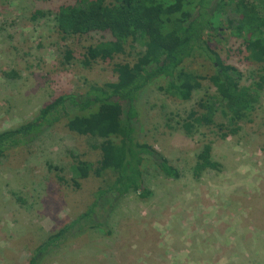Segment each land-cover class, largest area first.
<instances>
[{
  "label": "rangeland",
  "instance_id": "rangeland-1",
  "mask_svg": "<svg viewBox=\"0 0 264 264\" xmlns=\"http://www.w3.org/2000/svg\"><path fill=\"white\" fill-rule=\"evenodd\" d=\"M74 1L0 0V131L32 119L59 94L114 81L113 63L133 62L143 50L136 45L111 61L89 62L85 47L103 39L100 34L64 40L54 24L57 6ZM37 9L49 14L33 17ZM233 25L224 21V37L210 43L248 86L260 67L251 55L264 52L259 43L230 32ZM185 65L212 72L205 55ZM163 83L149 84L137 100L140 139L167 157L179 177L148 167L144 186L151 196L126 195L108 217V233L89 230L44 255L40 264H264V90L239 132L223 137L216 124L226 117L219 111L212 125L191 131L182 126L201 98L215 94L208 80L182 98L160 90ZM107 136L77 134L62 120L0 157V264H28L42 240L88 207L102 179L92 174L75 187L71 166L81 159L96 163ZM207 143L222 168L195 177L197 154Z\"/></svg>",
  "mask_w": 264,
  "mask_h": 264
},
{
  "label": "trees",
  "instance_id": "trees-1",
  "mask_svg": "<svg viewBox=\"0 0 264 264\" xmlns=\"http://www.w3.org/2000/svg\"><path fill=\"white\" fill-rule=\"evenodd\" d=\"M48 14L37 9L33 17ZM53 19L64 40L73 35L100 34L103 39L85 47L91 63L111 61L136 45L143 50L136 52L133 62L113 63L114 81L90 84L83 92L59 94L32 119L0 131V157L30 144L62 120L69 130L80 135L96 136L101 131L108 135L99 144L100 159L96 163L81 159L71 166V183L75 187L80 186V179L92 174L102 179L92 202L42 240L28 264H40L44 255L89 230L108 233V217L123 197L131 192L142 199L152 195L144 186L148 167L165 177H179L178 169L167 157L140 139L137 100L149 84L163 79L159 89L182 98L189 89L199 88L203 80H208L215 94L201 98L182 126L191 131L195 126L212 125L219 111L226 117L225 123L216 124L223 137L239 132L240 122L248 118L257 92L264 90V56L251 55L260 67L254 73V82L242 86L241 74L226 65L210 43L212 38L221 41V31L226 30L223 22L232 21L235 25L227 27L230 32L246 43H259L264 52V0H75L59 4ZM65 52L70 55L71 50ZM196 55H205L210 61V74L185 65ZM49 168L62 170L53 164ZM221 168L222 164L212 158L210 144H204L197 154L193 175Z\"/></svg>",
  "mask_w": 264,
  "mask_h": 264
}]
</instances>
